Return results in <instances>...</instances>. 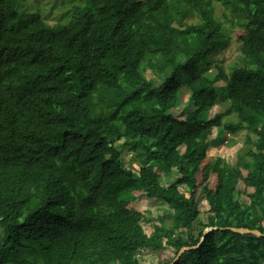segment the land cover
<instances>
[{
	"label": "trees",
	"instance_id": "obj_1",
	"mask_svg": "<svg viewBox=\"0 0 264 264\" xmlns=\"http://www.w3.org/2000/svg\"><path fill=\"white\" fill-rule=\"evenodd\" d=\"M87 1L61 25L27 10L37 0H0V264H141L166 245L164 264L190 247L174 264H264V236L226 229L264 234V0ZM227 23L244 30L230 73L211 58L228 46ZM104 88L124 97L111 122L89 117ZM244 131L238 162L218 158L217 184L202 190L204 223L200 163ZM118 146L145 160L139 171ZM139 187L184 210L171 234L147 235L120 201Z\"/></svg>",
	"mask_w": 264,
	"mask_h": 264
},
{
	"label": "rangeland",
	"instance_id": "obj_2",
	"mask_svg": "<svg viewBox=\"0 0 264 264\" xmlns=\"http://www.w3.org/2000/svg\"><path fill=\"white\" fill-rule=\"evenodd\" d=\"M35 1V0H34ZM38 4L35 2L29 4L27 10L29 12H38V7L41 9L42 17L46 16H54L55 19L47 20L50 24H55L57 22V18L62 19L61 25H67L70 21L74 20L78 15H76V11L82 9V14L85 13L89 9V3L87 0H37ZM41 1V3H39ZM38 6V7H37ZM220 10V9H219ZM72 15V16H71ZM264 19V14H262ZM220 18H222L220 14ZM228 29V43L227 48L224 50L220 47V49L211 55V58L214 60L215 64L223 66L228 73L234 70V67L239 65L240 56V43L239 36L244 32L241 27H235L230 23H227ZM147 77L149 80H152L155 84L154 75L151 72H147ZM124 100L123 95L115 89L104 88L98 96L97 101L93 105L90 118H101L106 122H111L117 116V108L122 104ZM184 102H186L187 97H184ZM224 109V104L221 103L215 106L211 112V117L215 114L221 112ZM179 109L173 110V117L183 118ZM236 117L234 116L231 120L235 121ZM255 129L250 131L252 137L256 138L257 134ZM219 133L214 128L212 138L218 136ZM230 141L225 144L211 145L207 151V158L205 161L200 163V168H203L204 175H199L198 180L199 183V192L197 195V204L200 212V221L206 223L207 218L210 215V206L205 199L203 188H214L217 184V174L214 171V164L218 160V158L224 159L229 164H236L238 162V157L240 154L244 153L246 150V132H241L238 135H229ZM234 141V143H231ZM122 144V141L119 142ZM120 146V145H119ZM116 148L121 154L125 157L127 164H131L135 170H140L142 164H144V159H136L133 153H129L127 151H122L121 148ZM186 148L183 147L180 149L181 153H185ZM169 172H159V175L162 179V183L166 186L170 185V180L168 179ZM203 174V173H202ZM247 174V171H244V175ZM204 176V177H203ZM203 177V178H202ZM239 191H243L245 189L243 181L239 183L238 186ZM250 192L252 189L249 190ZM189 196V195H188ZM242 202H248V197L243 195L240 197ZM120 201L130 208L139 211L142 216V225L147 235H152L154 232H164V233H172V219L174 216L179 215L184 210L182 208H170L166 204L162 203L159 200L150 199L144 188L139 187L137 190H130L127 193H124L120 197ZM165 215H171L166 217L165 220H162ZM173 216V217H172ZM260 215L255 211H250L246 216L245 220L249 224L257 223L260 220ZM264 225V221H263ZM165 242L169 239L164 238ZM175 257V250L172 246L166 245L165 248L158 252L152 253L146 251L143 256H141V264H164L173 260Z\"/></svg>",
	"mask_w": 264,
	"mask_h": 264
},
{
	"label": "water",
	"instance_id": "obj_3",
	"mask_svg": "<svg viewBox=\"0 0 264 264\" xmlns=\"http://www.w3.org/2000/svg\"><path fill=\"white\" fill-rule=\"evenodd\" d=\"M217 229L218 228H208V229L205 230L204 234H208L210 231L217 230ZM226 229H230V230H232L233 232H236V233H252V234L257 235V236H264V234H261V232H259L258 230H250V229H245V228H226ZM191 249H194V248L193 247L183 248L172 264H174L176 261H178L180 259L181 255H182V253H184V251L191 250Z\"/></svg>",
	"mask_w": 264,
	"mask_h": 264
}]
</instances>
